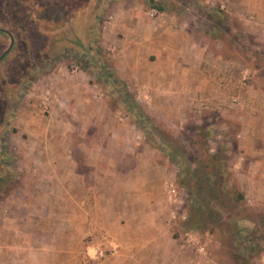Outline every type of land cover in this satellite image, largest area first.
<instances>
[{
	"label": "rangeland",
	"instance_id": "rangeland-1",
	"mask_svg": "<svg viewBox=\"0 0 264 264\" xmlns=\"http://www.w3.org/2000/svg\"><path fill=\"white\" fill-rule=\"evenodd\" d=\"M119 1L0 0L4 30L0 55L8 48L10 35L14 39L0 61V214L14 210L22 215L18 211L26 209L30 196L32 212H48L36 218L52 227L80 230L88 221V227L94 228L90 231L83 225V242L73 250L78 264H98L125 253L142 256L149 264H167L170 258L174 264H264V202L245 196L240 202L229 199L232 190L240 188L232 171L238 126L231 120L230 101L207 106L204 100L199 102V91L192 89L187 93L196 96L193 103L184 104L180 101L184 98L173 103L167 87L151 89L145 76L142 79L141 62L149 46L140 42L136 46L134 41L144 23L109 20V16L135 11L152 28L164 29V35L184 33L191 50L206 45L220 64L216 79L219 83L221 76L222 87L234 77L245 87L250 67L264 62L262 24L230 19L220 1L208 5L202 0H124L117 7L114 3ZM154 8L158 13L151 16ZM162 140L178 149L183 171L165 153ZM207 149L219 154L215 163L223 166L222 195L199 198L197 203L193 170H207L202 166ZM51 161L76 162L86 179L91 176V162L109 163L116 188L122 184L116 175L124 174L126 194L115 192L109 205L116 207L111 220L119 219L117 223H126L125 228L115 224V231L105 230L90 225V216L86 221L79 213L55 216L53 210L66 203L44 199L51 186L46 183L60 171L46 164ZM147 185L153 192L151 205L137 193ZM77 201L85 207L92 203L86 198ZM125 206L147 209L145 233L135 216L119 218ZM36 218L31 217L32 225ZM239 223L246 229L244 238L254 242V248L245 252L233 232ZM151 225L154 230L160 227L158 233L150 231ZM103 236L118 243V252L88 261L87 252L98 243L104 245ZM76 238L71 242L78 243ZM142 239L149 243L140 250L136 246Z\"/></svg>",
	"mask_w": 264,
	"mask_h": 264
},
{
	"label": "crops",
	"instance_id": "crops-1",
	"mask_svg": "<svg viewBox=\"0 0 264 264\" xmlns=\"http://www.w3.org/2000/svg\"><path fill=\"white\" fill-rule=\"evenodd\" d=\"M219 1L220 7L225 8L224 11L228 13L230 19L238 17L240 20H245L247 24L250 23L249 20H258L256 23L262 24L264 28V0H202L208 5ZM114 4L121 7L125 2L122 0ZM106 8L107 11L110 10L109 6ZM223 15L225 16L226 13L223 12ZM109 18V20H136V22L144 23L145 27L134 38V41L136 46L139 42L143 47L149 46V50L143 52L141 62L145 66L142 79L145 76L151 89H166L167 87L172 92L168 98L173 103L181 98H184L183 101L180 100L184 104L192 102L196 96H190L191 94L187 93L192 89L199 91V102L204 100L202 104L207 106L230 101L231 120L238 126L236 133L238 143L236 158L232 161V171L245 197L255 202H264V62L250 67L251 78L245 87H240L235 77L232 80L229 79L222 87L221 84L219 85L221 76L218 79L219 83L216 79L220 64L214 60L216 58H211L206 45L200 51L191 50L188 44H185L184 33L181 36L173 33L171 37L168 34L164 35V29L152 28L150 23L145 22L135 11L110 14ZM105 20L108 23L107 18ZM103 28L105 29L106 26L103 25ZM261 57H264V50ZM46 164L60 171L53 173L52 182H45L46 185L51 186L44 199L66 203L65 207L60 206L53 210L55 216L63 218L79 213L85 217L86 221L90 216V225L96 224L105 230L115 231L118 227L125 228L126 223H117L119 219L118 221L111 220L116 207L109 205L110 197L115 192L126 194L125 188L122 187L125 185L123 182L126 181L124 174L122 177L119 173L116 175L115 179L122 183L116 188L113 187L110 175L113 168L109 163L91 162L90 165L93 168L90 167L91 176H87V179L86 175L79 170V164L74 161H51ZM137 190V193L144 195L148 204L151 205L150 199L153 192L150 186H142ZM27 197L26 209L18 211L22 212V215L14 210L0 214V264H78V255L73 251L76 248L75 244L81 246L85 227L90 230L93 226L88 227L89 222L87 221L85 223L87 226L82 224L80 230L52 227L49 222L36 218L47 216V210L38 212L39 214L32 212L30 208L33 205L32 199L30 196ZM84 198L90 199L92 203L86 207L78 205L77 200ZM4 205L7 207L6 203ZM88 206H91V214ZM125 208L126 211L121 213L119 218L135 216L138 218L136 225L139 226L141 232L145 233L149 224L145 214L147 209L139 210L134 206L129 208L125 206ZM80 209L87 213L83 214ZM31 217L38 220L35 222L36 225L31 224ZM115 224H118V227L114 228ZM83 225L84 229H82ZM159 229L160 227H157L154 230L153 225L150 226L152 233H158ZM76 237L79 238L78 243L71 242ZM147 243H149L147 239H142L137 242L136 248L144 249ZM116 262L118 264H149L148 259L142 256H128L126 253L125 256H111L98 264H116ZM167 264H174L173 258H170Z\"/></svg>",
	"mask_w": 264,
	"mask_h": 264
},
{
	"label": "trees",
	"instance_id": "trees-1",
	"mask_svg": "<svg viewBox=\"0 0 264 264\" xmlns=\"http://www.w3.org/2000/svg\"><path fill=\"white\" fill-rule=\"evenodd\" d=\"M160 9V7L158 8ZM139 116L142 117L141 112H139ZM154 134V133H153ZM149 135V133H148ZM151 135V134H150ZM207 136V135H204ZM161 143H165L164 144V151L165 153L172 158L174 161H176V163L178 164V166L180 167V170L183 171V168H181V163L179 162V160L177 159V155H178V149H176L175 147L171 146V144H167V142H162ZM209 150L207 149V151H205V162L204 165H202L204 167V169H207L205 171H203V168H198V169H194L193 171V177L196 179L195 185L197 187V194L198 195V199L196 200V202L198 203V201L200 200L199 198H202V200H209V199H219L221 197V192H222V186L220 185V180L219 178H221L223 176V166L221 165V167L219 166V163H215V161L217 162V160H220L218 158L219 154L216 153H209ZM218 177V179H217ZM211 180L213 181L212 185H211ZM0 185L1 181H0ZM221 187V188H220ZM232 197H229L230 200L235 201V202H240L244 200V195L243 193L238 189V188H234L232 190ZM207 194H211L210 197L207 199ZM201 195H203L204 197H202ZM206 196V198H205ZM228 196V194H227ZM201 203V202H200ZM240 223L237 224V227L233 230V232H235L234 234H238L237 237V241L238 244H240L241 246V250L242 251H247V250H251L253 249L254 245L252 242L253 240H249L245 239V233H246V229L245 228H240ZM232 234V233H231ZM234 256H236V254H233Z\"/></svg>",
	"mask_w": 264,
	"mask_h": 264
},
{
	"label": "built area",
	"instance_id": "built-area-1",
	"mask_svg": "<svg viewBox=\"0 0 264 264\" xmlns=\"http://www.w3.org/2000/svg\"><path fill=\"white\" fill-rule=\"evenodd\" d=\"M157 13L158 11L155 8L150 11L151 16H155ZM246 77L247 76H244L243 78L246 79ZM103 239H105L104 245L98 243L92 246L90 251L87 252L86 257L88 261L101 260L109 255H115L118 252L119 245L114 239L109 236H103Z\"/></svg>",
	"mask_w": 264,
	"mask_h": 264
},
{
	"label": "water",
	"instance_id": "water-1",
	"mask_svg": "<svg viewBox=\"0 0 264 264\" xmlns=\"http://www.w3.org/2000/svg\"><path fill=\"white\" fill-rule=\"evenodd\" d=\"M0 31H4L2 28H0ZM14 45V39L13 37L10 35V43L8 48L0 55V61L6 56V54L12 49Z\"/></svg>",
	"mask_w": 264,
	"mask_h": 264
}]
</instances>
